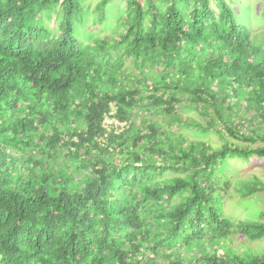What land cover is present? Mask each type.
I'll return each mask as SVG.
<instances>
[{
	"label": "trees",
	"instance_id": "trees-1",
	"mask_svg": "<svg viewBox=\"0 0 264 264\" xmlns=\"http://www.w3.org/2000/svg\"><path fill=\"white\" fill-rule=\"evenodd\" d=\"M112 1L0 0V264H264L224 210L264 157V47L228 0H126L84 41Z\"/></svg>",
	"mask_w": 264,
	"mask_h": 264
},
{
	"label": "rangeland",
	"instance_id": "rangeland-1",
	"mask_svg": "<svg viewBox=\"0 0 264 264\" xmlns=\"http://www.w3.org/2000/svg\"><path fill=\"white\" fill-rule=\"evenodd\" d=\"M97 1L89 0L92 9ZM228 2L234 9L236 18L242 24L243 30L250 34L255 44L264 47V0H228ZM125 8L126 0H113L107 7L106 20L100 25L90 23V26L82 33L83 40L87 41L95 35L113 33L114 23ZM51 24L55 26V19L51 21ZM211 137L213 140H217L216 136ZM227 174L232 180V188L226 193L224 199L226 213L234 217L235 221L238 217H245L264 222V191H256L254 194L244 197L241 190L245 191L249 187L245 182H240L242 185L244 184L242 188L241 185H237V182L247 178L258 177L264 181V157H252L248 160L230 159ZM237 238L245 239V236L238 234ZM263 244L264 240H259L251 242L250 246L257 249L259 245Z\"/></svg>",
	"mask_w": 264,
	"mask_h": 264
},
{
	"label": "clouds",
	"instance_id": "clouds-1",
	"mask_svg": "<svg viewBox=\"0 0 264 264\" xmlns=\"http://www.w3.org/2000/svg\"><path fill=\"white\" fill-rule=\"evenodd\" d=\"M107 115H110V116L114 117V118L119 122L115 127L110 126V128H113L114 131L116 130V132H118V131H120V130L125 126L126 123H125V122H121V121H119V119L116 117L115 110H112V111H111L109 114H107ZM107 115H105V117H106Z\"/></svg>",
	"mask_w": 264,
	"mask_h": 264
},
{
	"label": "built area",
	"instance_id": "built-area-1",
	"mask_svg": "<svg viewBox=\"0 0 264 264\" xmlns=\"http://www.w3.org/2000/svg\"><path fill=\"white\" fill-rule=\"evenodd\" d=\"M119 122L112 116L110 115H107L105 117V121H104V124L107 128H110V126H113L115 127Z\"/></svg>",
	"mask_w": 264,
	"mask_h": 264
}]
</instances>
